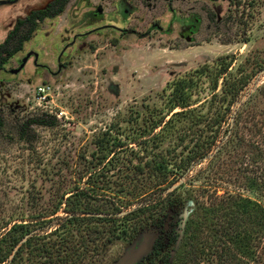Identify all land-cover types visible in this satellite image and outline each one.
<instances>
[{"label": "trees", "instance_id": "trees-1", "mask_svg": "<svg viewBox=\"0 0 264 264\" xmlns=\"http://www.w3.org/2000/svg\"><path fill=\"white\" fill-rule=\"evenodd\" d=\"M68 1L16 23L0 44V72ZM233 62L219 58L171 81L148 122L102 132L87 169L53 185L48 207L38 209L45 194L30 191L29 208L0 226V264H103L112 244L139 234L128 254L135 261L150 251L139 264H264V83L235 108L264 66L245 59L232 71ZM30 124L47 125L31 120L22 132ZM204 159L192 204L185 184L168 191Z\"/></svg>", "mask_w": 264, "mask_h": 264}, {"label": "rangeland", "instance_id": "rangeland-1", "mask_svg": "<svg viewBox=\"0 0 264 264\" xmlns=\"http://www.w3.org/2000/svg\"><path fill=\"white\" fill-rule=\"evenodd\" d=\"M52 1L0 0V44L18 21ZM97 8L102 13L89 16ZM30 52L38 55L36 62L11 74ZM224 57L234 58L232 71L245 59L264 66V0H69L0 72V226L29 208L30 191L45 194L38 209L48 207L53 185L69 186L87 169L97 136L148 122L171 81ZM263 83L264 67L235 108ZM38 88L45 89L43 99ZM36 119L47 125L30 124L22 132ZM207 160L168 191L185 184L192 204L199 193L191 180ZM187 216L184 211L174 218ZM143 241L139 234L115 242L103 264H139L150 251L135 261L128 254Z\"/></svg>", "mask_w": 264, "mask_h": 264}, {"label": "water", "instance_id": "water-1", "mask_svg": "<svg viewBox=\"0 0 264 264\" xmlns=\"http://www.w3.org/2000/svg\"><path fill=\"white\" fill-rule=\"evenodd\" d=\"M32 54L34 56V63H35L36 60H37V58H38V55L35 54V53H31L30 52V53L26 54V56L21 60L19 67L16 70L10 71V73L13 74V75H15L18 72H20L24 68V66L26 65L28 59L31 57ZM58 61H59V59H58Z\"/></svg>", "mask_w": 264, "mask_h": 264}, {"label": "flooded vegetation", "instance_id": "flooded-vegetation-1", "mask_svg": "<svg viewBox=\"0 0 264 264\" xmlns=\"http://www.w3.org/2000/svg\"><path fill=\"white\" fill-rule=\"evenodd\" d=\"M102 13V11H101V9L100 8H97L96 9V11H94V12H91V13H88L89 14V16H97V15H100ZM87 14V15H88ZM191 32H192V30H191ZM24 56H26V55H24ZM23 59V58H22ZM21 59V60H22ZM21 60H20V62H21ZM34 61V56H33V54L31 55V57L28 59V61H27V63H26V65L24 66V68L29 64V63H31V62H33ZM19 65H20V63H19ZM34 67H38L39 65L38 64H34L33 65ZM19 67V66H18ZM21 71H23V69L21 70ZM20 71V72H21ZM20 72H18V73H20ZM17 73V74H18Z\"/></svg>", "mask_w": 264, "mask_h": 264}, {"label": "built area", "instance_id": "built-area-1", "mask_svg": "<svg viewBox=\"0 0 264 264\" xmlns=\"http://www.w3.org/2000/svg\"><path fill=\"white\" fill-rule=\"evenodd\" d=\"M44 93H45V89L44 88H38L37 92H36L38 99H43L44 98L43 97Z\"/></svg>", "mask_w": 264, "mask_h": 264}]
</instances>
